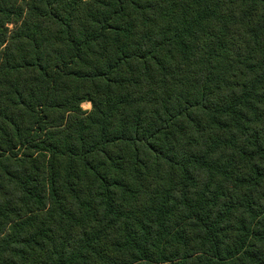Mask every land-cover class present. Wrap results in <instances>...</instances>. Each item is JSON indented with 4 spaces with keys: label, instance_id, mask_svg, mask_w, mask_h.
<instances>
[{
    "label": "trees",
    "instance_id": "16d2710c",
    "mask_svg": "<svg viewBox=\"0 0 264 264\" xmlns=\"http://www.w3.org/2000/svg\"><path fill=\"white\" fill-rule=\"evenodd\" d=\"M0 264H264V0H0Z\"/></svg>",
    "mask_w": 264,
    "mask_h": 264
},
{
    "label": "rangeland",
    "instance_id": "374dc122",
    "mask_svg": "<svg viewBox=\"0 0 264 264\" xmlns=\"http://www.w3.org/2000/svg\"><path fill=\"white\" fill-rule=\"evenodd\" d=\"M81 108H82V110H84V111H89L90 108H91V106H90V104H88V103H83L82 106H81Z\"/></svg>",
    "mask_w": 264,
    "mask_h": 264
}]
</instances>
